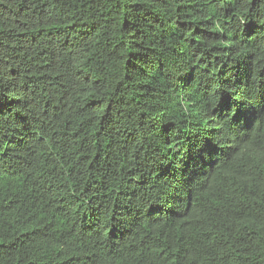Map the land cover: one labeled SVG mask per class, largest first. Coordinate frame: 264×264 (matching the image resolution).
<instances>
[{"label": "trees", "instance_id": "obj_1", "mask_svg": "<svg viewBox=\"0 0 264 264\" xmlns=\"http://www.w3.org/2000/svg\"><path fill=\"white\" fill-rule=\"evenodd\" d=\"M0 264H264V0H0Z\"/></svg>", "mask_w": 264, "mask_h": 264}]
</instances>
